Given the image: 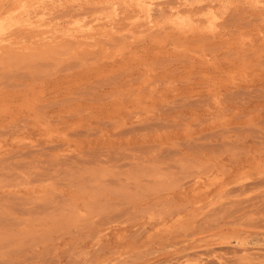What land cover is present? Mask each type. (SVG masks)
I'll return each mask as SVG.
<instances>
[{
	"label": "rangeland",
	"instance_id": "rangeland-1",
	"mask_svg": "<svg viewBox=\"0 0 264 264\" xmlns=\"http://www.w3.org/2000/svg\"><path fill=\"white\" fill-rule=\"evenodd\" d=\"M0 264H264V0H0Z\"/></svg>",
	"mask_w": 264,
	"mask_h": 264
},
{
	"label": "bare ground",
	"instance_id": "bare-ground-1",
	"mask_svg": "<svg viewBox=\"0 0 264 264\" xmlns=\"http://www.w3.org/2000/svg\"><path fill=\"white\" fill-rule=\"evenodd\" d=\"M7 165V164H6ZM85 182V181H84ZM86 185V184H85ZM94 187V186H93ZM47 192V191H46ZM45 202H47V201H45ZM50 210V209H49ZM30 212V211H29ZM47 213H50V212H47ZM11 223V222H10ZM32 255V254H31Z\"/></svg>",
	"mask_w": 264,
	"mask_h": 264
}]
</instances>
